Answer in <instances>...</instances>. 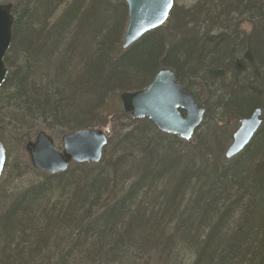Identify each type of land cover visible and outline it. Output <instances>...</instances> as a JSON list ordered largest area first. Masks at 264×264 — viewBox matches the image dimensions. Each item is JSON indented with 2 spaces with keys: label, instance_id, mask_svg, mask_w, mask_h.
Instances as JSON below:
<instances>
[{
  "label": "trees",
  "instance_id": "16d2710c",
  "mask_svg": "<svg viewBox=\"0 0 264 264\" xmlns=\"http://www.w3.org/2000/svg\"><path fill=\"white\" fill-rule=\"evenodd\" d=\"M11 3L0 141L45 127L107 128L108 142L99 162L0 197V264H264V0L173 7L179 40L163 25L126 49L124 0ZM162 68L205 106L190 140L112 107ZM256 108L261 126L226 159Z\"/></svg>",
  "mask_w": 264,
  "mask_h": 264
},
{
  "label": "water",
  "instance_id": "95a60500",
  "mask_svg": "<svg viewBox=\"0 0 264 264\" xmlns=\"http://www.w3.org/2000/svg\"><path fill=\"white\" fill-rule=\"evenodd\" d=\"M1 1V0H0ZM127 27L122 42L126 49L147 32L163 25L170 13L173 0H125ZM12 3L0 2V86L8 74L4 64L12 40ZM121 108L132 119L148 118L162 132L190 140L205 115V107L175 79L169 68L160 69L143 89L119 94ZM261 110L255 109L239 120L232 142L224 152L227 159L240 153L261 126ZM107 135L100 128H82L61 136V149L45 131H38L24 149L30 165L37 171L56 174L67 170L70 164L97 163L107 145ZM5 150L0 141V175L4 167Z\"/></svg>",
  "mask_w": 264,
  "mask_h": 264
},
{
  "label": "rangeland",
  "instance_id": "374dc122",
  "mask_svg": "<svg viewBox=\"0 0 264 264\" xmlns=\"http://www.w3.org/2000/svg\"><path fill=\"white\" fill-rule=\"evenodd\" d=\"M1 3H7L11 2V0H1ZM197 2V0H174V10L175 8H182V9H188ZM165 26L163 29H161V32H165V30H170L171 31V36L169 38L171 39L172 37L175 38V36L179 35V29L177 25H174L173 22V17L172 13L170 15V18L166 21L164 24ZM246 26V25H243ZM247 27V26H246ZM124 33V32H123ZM167 35V34H166ZM122 37H121V42H122ZM112 107H121L119 97L112 96ZM200 99L203 100L204 96H200ZM114 100V101H113ZM126 123H129V120H124L122 124L126 126ZM238 124V123H237ZM232 126L230 130L231 135L235 132L237 129L238 125ZM34 126L35 122H34ZM36 130H44L47 134H49L58 149H61L62 144H61V136L66 132V129H60V128H45V127H38ZM104 132H108L107 128H102ZM38 132V131H37ZM2 143L4 146L5 150V162H4V167L0 175V192L2 196L9 195L14 192H18L22 189H25L28 187L30 184H34L40 180L43 179L45 176L42 174V172H39L35 170L29 162L28 155L24 149V144L22 141L13 138L11 135L8 133L5 134L4 136H1ZM34 139V135L30 138V140ZM232 142V136L231 140L229 143L222 144L221 147L223 146V154L227 147L230 145ZM227 144V145H226ZM225 147V148H224ZM44 175V176H43Z\"/></svg>",
  "mask_w": 264,
  "mask_h": 264
},
{
  "label": "bare ground",
  "instance_id": "6f19581e",
  "mask_svg": "<svg viewBox=\"0 0 264 264\" xmlns=\"http://www.w3.org/2000/svg\"><path fill=\"white\" fill-rule=\"evenodd\" d=\"M173 3H174V0H173ZM179 9H182V8H179ZM170 15H171V12L168 14V16H167V20L170 18ZM13 18H14V17H13ZM167 20H166V21H167ZM13 21H14V20H13ZM126 27H127V25H126ZM125 31H126V29H125ZM125 31H124V33H123V35H122V38H123V39H122V42H123V40H124ZM174 39H178V40H179V35H178V36L176 35ZM122 42H121V46H122ZM180 85H181V84H180ZM181 86H182V85H181ZM182 87H183V86H182ZM183 88H184V87H183ZM184 89H185V88H184ZM185 90H186V89H185ZM188 93H189V92H188ZM189 94H190V93H189ZM190 95H191V94H190ZM191 96H192V95H191ZM192 98H193V96H192ZM193 100H194V98H193ZM204 107H205V106H204ZM256 109H257V108H256ZM258 109H259V108H258ZM254 110H255V109H254ZM254 110H253V111H254ZM260 110H261V109H260ZM253 111H252V112H253ZM252 112H251V113H252ZM251 113H250V114H251ZM250 114H249V115H250ZM249 115H248V116H249ZM248 116H246V117H248ZM243 118H245V117H241V118H239V120H240V119H243ZM260 119H261V121H262V110H261V116H260ZM239 120H238V124H237V125H239ZM200 124H201V123H200ZM161 132H162V131H161ZM224 157H225V156H224ZM226 159H227V158H226ZM72 164H75V163H72Z\"/></svg>",
  "mask_w": 264,
  "mask_h": 264
}]
</instances>
